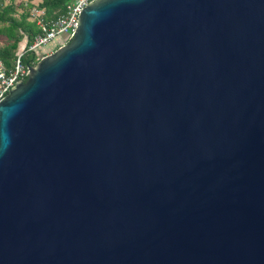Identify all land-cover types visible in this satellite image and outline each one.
<instances>
[{
	"label": "water",
	"instance_id": "95a60500",
	"mask_svg": "<svg viewBox=\"0 0 264 264\" xmlns=\"http://www.w3.org/2000/svg\"><path fill=\"white\" fill-rule=\"evenodd\" d=\"M0 101V264H264V0H93Z\"/></svg>",
	"mask_w": 264,
	"mask_h": 264
},
{
	"label": "trees",
	"instance_id": "16d2710c",
	"mask_svg": "<svg viewBox=\"0 0 264 264\" xmlns=\"http://www.w3.org/2000/svg\"><path fill=\"white\" fill-rule=\"evenodd\" d=\"M71 0H41L38 8L44 9L46 17H56L66 10ZM33 3L16 4L13 1L0 0V35L4 44L0 45V56L8 66H12L18 54L28 49L34 37L39 33V26L35 20H31V8ZM21 10V11H19ZM46 54L43 48L27 50L22 56L25 65L36 64Z\"/></svg>",
	"mask_w": 264,
	"mask_h": 264
},
{
	"label": "built area",
	"instance_id": "2783aa9c",
	"mask_svg": "<svg viewBox=\"0 0 264 264\" xmlns=\"http://www.w3.org/2000/svg\"><path fill=\"white\" fill-rule=\"evenodd\" d=\"M91 1L93 0H71L63 13L52 18L46 17L44 9L31 8V17L34 18L40 30L28 49L18 54L12 66H8L0 56V101L7 95L9 89L14 87L29 72V66L22 62L23 54L27 50H38L45 47L58 36L61 37L60 41L56 42L58 46L67 43L77 28L80 12Z\"/></svg>",
	"mask_w": 264,
	"mask_h": 264
},
{
	"label": "rangeland",
	"instance_id": "374dc122",
	"mask_svg": "<svg viewBox=\"0 0 264 264\" xmlns=\"http://www.w3.org/2000/svg\"><path fill=\"white\" fill-rule=\"evenodd\" d=\"M9 1H13L16 4H20V3L25 4L27 2H30V3H33L34 7H36V8H38L37 5L41 2V0H6V2H9ZM19 11H21V10H19ZM31 20H34V18L31 17ZM3 39H4L3 36L0 35V45L4 44ZM60 39H61V37L58 36L55 40H53L51 43H49L48 45H46L45 47H42V48L45 50L46 53H50L58 47V44H56V42L60 41Z\"/></svg>",
	"mask_w": 264,
	"mask_h": 264
}]
</instances>
